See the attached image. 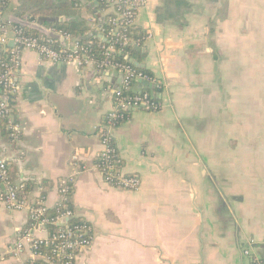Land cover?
I'll use <instances>...</instances> for the list:
<instances>
[{"label":"crops","instance_id":"0c3cea01","mask_svg":"<svg viewBox=\"0 0 264 264\" xmlns=\"http://www.w3.org/2000/svg\"><path fill=\"white\" fill-rule=\"evenodd\" d=\"M23 1L10 0L8 11ZM95 7L81 2L59 18L104 41L106 16ZM1 27L5 52L13 33ZM135 27L146 39L128 61L161 87L151 91L157 111H129L112 131L121 173L139 178L137 192L109 186L95 168L99 123L121 87L110 69L23 50L11 98L17 137L0 130V159L25 183L30 205L53 209L71 183L75 216L91 229L74 264H248L246 250L264 264V0H146ZM29 222L28 210L0 205V264L36 259L26 246L11 252L25 229L47 238Z\"/></svg>","mask_w":264,"mask_h":264},{"label":"built area","instance_id":"2783aa9c","mask_svg":"<svg viewBox=\"0 0 264 264\" xmlns=\"http://www.w3.org/2000/svg\"><path fill=\"white\" fill-rule=\"evenodd\" d=\"M103 7L101 12L106 16V25L108 27L107 36H105V45L100 46L101 54L104 55V60L95 65L94 56L90 55L88 46L79 44L75 39H72L68 33L55 32L50 30V33L58 38L59 41L64 42L66 48L55 47L56 41L49 38H37L23 34L11 28L10 23L2 26V29H10L13 33L12 43L13 48L6 50L8 54V63H2L0 67V120L7 119L11 134L10 138L15 139L17 126L13 125L11 116V99L17 89L16 72L20 65L21 52L28 50L36 53L43 61L52 63H68L74 64L79 68L91 67L96 73L100 74L106 70H113L121 75V87L114 91V109L108 114V117L113 119L121 118L122 115L116 114V109L127 110L128 108L143 109L146 111H157L159 105L154 102L148 93L133 92L131 83H135V79H142L152 83V78L145 75L142 71L133 69L126 63L115 62L116 55L123 54L122 48L138 44L145 40V35L140 40L133 39V31L135 30V22L138 13L146 6V0H95ZM109 36H112L111 38ZM150 36H148L149 38ZM57 40V42H58ZM3 40L2 43L6 44ZM120 45L121 49H116L115 45ZM128 55H125L127 59ZM122 91L132 92L131 95L122 96ZM112 127H106V137L101 141L102 152L100 157L106 161V170L114 169V166L109 163V158L113 157L115 150H111L108 146V141L112 138ZM119 157V154H118ZM120 159V158H119ZM104 182L109 186L127 191L137 192L140 189L141 182L136 176H129L121 173V169L116 171V175L103 176L100 173ZM105 174V173H104ZM0 184L3 187L4 194L0 195V205L6 209L19 212L28 210L30 220L47 228L50 224H59V228L54 234L48 235L45 240L35 239L27 231L21 232L18 235L17 241L11 251L14 255L22 253L23 247H27L31 254L36 258L30 262L38 259H43L45 262L50 261L48 257L38 254L39 246L49 247L53 246V253L66 261L63 264H74L78 254L86 249L90 244V226L83 220H80V225L72 226L67 222L70 219L77 218L74 211L67 210L58 214L54 219L47 217V209L43 203L30 205L24 197H19L18 192L22 186L14 185L10 182L9 170L6 163L0 159ZM64 183L60 187V201L58 205L65 200V192L67 187ZM243 255L248 259V264H262L260 260L250 251H244Z\"/></svg>","mask_w":264,"mask_h":264},{"label":"trees","instance_id":"16d2710c","mask_svg":"<svg viewBox=\"0 0 264 264\" xmlns=\"http://www.w3.org/2000/svg\"><path fill=\"white\" fill-rule=\"evenodd\" d=\"M95 1V0H94ZM10 0H0V24L1 26L7 25L10 23L11 28H14L17 31H21L23 34L37 37V38H49L51 37L50 30H53L55 32H62V33H68L69 35L72 34V36L75 38V40L79 44H83L85 46H88L90 49V55L94 56L96 64L101 63L104 60V55L101 54L100 46L105 45V42L101 41L93 32H89L87 29H77V28H71L68 27L66 23L58 22L57 19L61 16H68L71 14V12L75 9L76 4H80L81 2L84 3V5L87 6V8L91 11H93V3L96 5L95 9L101 11L102 6L98 2H93V0H53L49 3L44 4L43 0H24L21 2L20 7H18L13 12L8 11V5ZM43 15L44 18L41 20V24L38 23V27H33L32 23L37 21V16ZM106 23V22H105ZM103 29L105 31V34L107 36L108 27L107 25L103 26ZM133 39L140 40L144 36L143 32L137 31L136 29L133 31ZM110 38L112 36H109ZM56 41L55 47L58 49L61 48L60 41L55 36L52 37ZM58 40V42H57ZM116 49H121L120 45H115ZM123 54L116 55L114 57L115 62L120 63H126L129 66L134 68L128 61V58L130 55L133 54L132 46L124 47L122 48ZM125 55H128L127 59H125ZM2 63H8V54L4 51H0V65ZM0 70L2 68L0 67ZM138 70V69H137ZM144 73V72H143ZM148 77L151 78L150 74L144 73ZM136 84L131 83L132 91L135 88ZM119 89V88H118ZM153 90L150 89H142L138 91L133 92H143L148 93L152 100L154 102L158 101L153 96L151 91H154L155 93L161 92V87L159 85L152 87ZM132 92H124L122 91V96H128L131 95ZM0 95L1 94V88H0ZM12 97H10L11 99ZM117 115H122L121 118L113 119L111 120L108 115H105L101 122L99 123V130L98 135L99 139L103 140L106 135V127L111 126L112 129H117L122 123L127 121L129 111L123 110V109H116ZM0 130L1 135L4 138H7L8 141L11 139L10 134V126L7 119L0 120ZM108 146L112 150H115L113 153V157L109 158V163L114 166V169L112 170H106V161H104L100 156H98L95 159V168L99 171V173H103V176H115L116 171L120 170L121 168V160L118 157V150L116 147V143L114 138L110 139L108 141ZM105 173V174H104ZM10 176V173H9ZM130 176V175H129ZM132 176V175H131ZM134 176V175H133ZM10 182L17 186H22V189L19 190L18 196L19 197H25L28 193V188L26 187L25 183H15L14 180L10 177ZM67 187V191L65 192L66 200L60 204L55 206L53 209L47 211V217L49 219H54L58 214H61L63 212H66L67 210L73 211L72 203H71V196H72V187L71 183H65ZM4 191L2 188H0V195H3ZM26 198V197H25ZM30 224L36 223L30 220ZM69 225H80V221L78 218L70 219L67 222ZM61 226L59 224H50L47 226L48 235L54 234ZM28 229V226H27ZM27 231L28 230H24ZM53 246L44 247L39 246L37 249L38 254L48 257L50 261L45 262L43 259H38L33 262H26L25 264H63L65 263L64 258H60L57 254L53 253Z\"/></svg>","mask_w":264,"mask_h":264},{"label":"water","instance_id":"95a60500","mask_svg":"<svg viewBox=\"0 0 264 264\" xmlns=\"http://www.w3.org/2000/svg\"><path fill=\"white\" fill-rule=\"evenodd\" d=\"M57 21L62 23V22H65L66 19L58 18ZM103 40H104V39H103ZM103 42H105V40H104ZM10 43H12V42H10ZM12 44H13V43H12ZM60 46H61V44H60ZM61 47L64 48L63 45H62ZM132 47L135 49L137 46H136V44H133ZM130 63H131V62H130ZM134 66H136V67H138V68H142L141 66H137V65H135V64H134ZM134 82H135V84H137V85L139 86L140 90H142V89H144V88H145V89H151L152 86H153L151 82H148V81H146V80H142V79H139V78H138V79H135ZM127 110H128V111H134V110H136V109L128 108ZM0 188L3 189V187H2L1 184H0Z\"/></svg>","mask_w":264,"mask_h":264},{"label":"rangeland","instance_id":"374dc122","mask_svg":"<svg viewBox=\"0 0 264 264\" xmlns=\"http://www.w3.org/2000/svg\"><path fill=\"white\" fill-rule=\"evenodd\" d=\"M257 257V256H256ZM258 258V257H257ZM259 259V258H258Z\"/></svg>","mask_w":264,"mask_h":264}]
</instances>
